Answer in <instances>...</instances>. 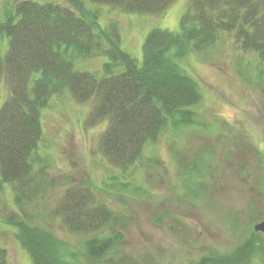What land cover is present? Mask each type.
I'll return each instance as SVG.
<instances>
[{"label": "rangeland", "instance_id": "1", "mask_svg": "<svg viewBox=\"0 0 264 264\" xmlns=\"http://www.w3.org/2000/svg\"><path fill=\"white\" fill-rule=\"evenodd\" d=\"M16 1L0 0V20L13 11ZM35 1L60 3L77 13L75 4L83 5L86 15L95 13L113 37L117 32L120 48L138 64L148 31L155 27L178 31L181 16L192 3L172 0L156 13L123 12L91 0ZM7 46L4 36L1 54ZM73 59L74 69L97 77L104 74L107 58L100 54ZM175 60L198 83L201 100L169 117L136 161L124 168L102 152L101 132L108 120L90 116L93 96L80 101L64 89L50 97L40 110L41 133L33 153L40 159L34 162L36 169L42 170L34 177V183L41 182L39 191L18 207L9 182L0 187L5 264H32L15 228L7 223L10 219L46 228L72 246L86 237L71 231L58 213L68 189L88 187L92 201L101 199L125 214L124 238L106 264H190L210 252L241 245L250 228L264 219V61L239 48L227 33L206 51H188ZM7 95L3 76L0 107ZM130 180L145 193L118 184ZM79 194L89 206L90 195L84 196L82 190ZM246 264H264V256H254Z\"/></svg>", "mask_w": 264, "mask_h": 264}, {"label": "trees", "instance_id": "2", "mask_svg": "<svg viewBox=\"0 0 264 264\" xmlns=\"http://www.w3.org/2000/svg\"><path fill=\"white\" fill-rule=\"evenodd\" d=\"M123 12L154 11L172 0H91ZM180 18L178 31L159 27L148 31L142 44L141 64L119 46V36L97 22V15L85 13L79 3L70 7L55 2L18 0L0 20V40L8 46L0 53V80L4 76L8 95L0 107V187L8 181L19 207L31 201L40 189L34 183L42 170L36 169L34 151L41 133L40 110L51 96L68 89L80 101L94 97L92 119L107 116L101 132L103 154L116 166L136 161L143 146L153 141L169 117L200 102L198 83L175 58L188 51H206L231 34L235 44L264 61V0H192ZM92 16V18H90ZM100 54L106 57L104 74L73 68V58ZM201 164V170H202ZM131 174V173H130ZM264 183V181H263ZM123 189L136 187L133 181L119 183ZM90 195L80 199V191ZM68 189L61 198L59 214L65 224L86 237L72 246L51 231L13 218L7 223L27 251L32 264H106L124 238L125 214L94 195L88 187ZM143 192H141V191ZM264 211V209H263ZM121 223L120 226H116ZM264 256L261 232L250 228L243 243L223 252H210L190 264H246ZM0 264L5 251L0 247Z\"/></svg>", "mask_w": 264, "mask_h": 264}, {"label": "water", "instance_id": "3", "mask_svg": "<svg viewBox=\"0 0 264 264\" xmlns=\"http://www.w3.org/2000/svg\"><path fill=\"white\" fill-rule=\"evenodd\" d=\"M253 230L255 232H261V233H264V219L256 222L254 225H253Z\"/></svg>", "mask_w": 264, "mask_h": 264}]
</instances>
